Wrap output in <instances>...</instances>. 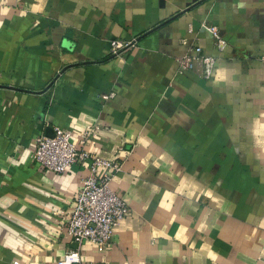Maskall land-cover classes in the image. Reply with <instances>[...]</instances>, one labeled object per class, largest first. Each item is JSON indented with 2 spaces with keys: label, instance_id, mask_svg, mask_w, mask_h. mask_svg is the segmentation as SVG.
Segmentation results:
<instances>
[{
  "label": "crops",
  "instance_id": "0c3cea01",
  "mask_svg": "<svg viewBox=\"0 0 264 264\" xmlns=\"http://www.w3.org/2000/svg\"><path fill=\"white\" fill-rule=\"evenodd\" d=\"M184 39L218 59L212 80L178 70ZM263 57L264 0H0V264H264ZM55 128L121 165L130 214L106 247L67 231L90 162L31 158Z\"/></svg>",
  "mask_w": 264,
  "mask_h": 264
},
{
  "label": "built area",
  "instance_id": "2783aa9c",
  "mask_svg": "<svg viewBox=\"0 0 264 264\" xmlns=\"http://www.w3.org/2000/svg\"><path fill=\"white\" fill-rule=\"evenodd\" d=\"M201 28L212 37L215 50L218 53L225 52L228 43L220 29L209 23H203ZM182 44L188 45L189 50L185 56L177 59L178 70L188 73L200 68L203 78L212 80L218 59L206 54L201 46L189 45L186 39L182 40ZM129 45L113 41L110 54L113 57L118 56ZM262 60L264 61V57ZM114 97L115 94L112 93L103 98L110 100ZM97 132L96 127L89 126L83 137L88 139ZM31 158L45 172L53 174H64L80 162H90V175L83 180L75 197L67 231L72 242L78 246L84 243L100 248L109 245L115 229L130 214L128 203L111 189V183L121 169L120 163L104 160L89 151L80 150L73 141L72 131L61 128H55L50 136L37 137ZM58 264H83L79 250L68 251Z\"/></svg>",
  "mask_w": 264,
  "mask_h": 264
}]
</instances>
